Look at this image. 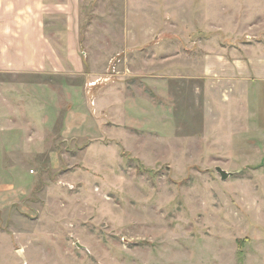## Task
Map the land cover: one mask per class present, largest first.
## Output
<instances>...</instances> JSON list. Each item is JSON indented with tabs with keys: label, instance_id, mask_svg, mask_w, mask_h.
Segmentation results:
<instances>
[{
	"label": "rangeland",
	"instance_id": "374dc122",
	"mask_svg": "<svg viewBox=\"0 0 264 264\" xmlns=\"http://www.w3.org/2000/svg\"><path fill=\"white\" fill-rule=\"evenodd\" d=\"M192 1L134 21L103 5L79 27L81 72L0 76V231L23 264L263 259L264 98H232L203 62L264 44V0Z\"/></svg>",
	"mask_w": 264,
	"mask_h": 264
},
{
	"label": "crops",
	"instance_id": "0c3cea01",
	"mask_svg": "<svg viewBox=\"0 0 264 264\" xmlns=\"http://www.w3.org/2000/svg\"><path fill=\"white\" fill-rule=\"evenodd\" d=\"M209 1L211 11L219 13L224 9L229 11L235 3V0ZM160 2L164 5L182 2V9L195 4L192 0H0V76L81 72L83 63L80 62V65L77 62L81 58L76 54V48L80 41L78 31L82 21L89 27L94 23L103 24L109 16L99 12L101 6L105 5L108 11L111 9L117 15L121 13L118 4L122 3L127 9L125 20L134 21L140 10L147 12L146 18L150 20L149 10ZM115 15H112L113 19ZM233 22L234 19L230 23L228 21L227 26ZM143 31L149 32L147 29ZM87 35L88 38L92 36L90 33ZM60 43H65L64 53ZM203 64L207 71L205 75L218 76L219 81L233 92L232 98H235V90L238 89H241L245 97L246 91H250L253 84L259 87V93L264 98V44L257 47L241 46L237 50L211 54ZM1 230L0 264H23L24 260L15 257L17 249L11 233L4 232V228ZM17 239L19 244L16 243V246L19 248L30 251L35 245H29L25 236L19 235ZM250 239L260 242L259 246L264 243L260 237L256 239L253 236ZM26 260L34 263L30 256ZM258 264H264V254Z\"/></svg>",
	"mask_w": 264,
	"mask_h": 264
},
{
	"label": "water",
	"instance_id": "95a60500",
	"mask_svg": "<svg viewBox=\"0 0 264 264\" xmlns=\"http://www.w3.org/2000/svg\"><path fill=\"white\" fill-rule=\"evenodd\" d=\"M216 172L221 176L222 180H227L228 178L234 175L233 173H229L220 167L216 168Z\"/></svg>",
	"mask_w": 264,
	"mask_h": 264
}]
</instances>
